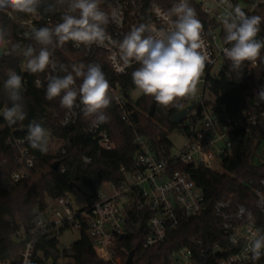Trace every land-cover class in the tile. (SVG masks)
I'll list each match as a JSON object with an SVG mask.
<instances>
[{"label": "built area", "instance_id": "built-area-1", "mask_svg": "<svg viewBox=\"0 0 264 264\" xmlns=\"http://www.w3.org/2000/svg\"><path fill=\"white\" fill-rule=\"evenodd\" d=\"M239 1L241 0H229V3L234 8ZM244 1L247 5L241 9L247 14L260 12L264 16V0ZM195 2L199 4L201 11L209 16L207 21L220 22L222 27V19L232 11V8H229L227 4H222L220 0H195ZM52 4H55V0H41L36 14L5 10L7 16L19 27L17 43L19 42L21 46L35 44L27 38L29 33L42 26L54 27L61 22V16L69 11L67 3L59 5L55 13H45L44 9ZM216 8L222 9L225 16L222 13L211 16V11ZM143 11V0H109V5L103 10L108 17V23L103 27L111 38V42L106 41L105 45L80 44L77 46L75 42L68 41V44L72 50L81 52L85 58H92L98 50H103L112 72L117 76L122 75L128 68L123 73H118L109 59L111 51L116 50L112 42L121 41L132 27L143 23ZM166 12L165 8L151 3L146 10L151 20L146 25L157 30L170 27V24L163 18ZM196 13L204 26L203 38L211 59L210 63L206 62L203 75L200 77L205 88L206 76L228 75L226 67L230 65V61L224 57L222 51L223 47L228 46L223 43V28L220 33H217L218 25L212 27L208 23L205 24L197 10ZM5 35L8 43L2 46L0 56L9 55L6 53H10L12 45L16 44L10 38L7 28ZM20 58L18 67L8 71V75L15 71L23 78L22 92L29 87L39 88L50 77L55 76L60 67L54 51L48 68L36 74L27 72L25 70L26 61L22 55ZM256 64V61H253L251 66H256ZM109 93L120 119L126 126L134 129L136 122L132 118L127 107V100L119 85L110 86ZM197 98L199 101L195 110L192 111L194 106L178 123L183 142L176 152H172V144L167 150L163 146L156 147L146 136L135 132L133 142L136 150L133 154L132 169L124 171L121 168L124 174L123 182L119 184L108 182L111 189L108 195L97 190L95 194L90 195L87 205L79 210L72 208L68 195L60 196L53 200L57 208L50 216L46 211L37 213L29 229H24L19 224V229L14 235L17 242H24L19 252V264H35L36 233H46V239L49 237L58 239L61 227L69 225L80 229L82 221L87 224V233L96 255L112 264H124L126 258L123 260L120 255L118 239L124 234L134 233L135 227H138L143 220H145L147 232L143 238L142 247L149 248L163 243L168 238L170 230L177 228L187 219L204 213L207 203L202 189L196 185L188 172L174 170L172 165L183 163L195 167L203 165L213 169V163L220 160L221 164L222 156L229 152L232 144L231 136L236 131L242 130L250 134L259 123L256 114L249 112L220 117L214 112L212 106L204 102L203 93ZM186 101L187 98L184 97V104ZM6 107H8L6 103L0 104L1 128L9 126L2 114ZM82 107L79 98L73 108L63 107V114L59 117L58 123L61 126L75 123L83 112ZM260 115L264 116V112ZM15 128L25 130L18 126ZM262 129L264 131V126ZM85 131L92 135L101 149L113 148L109 135L105 130L100 129L98 124H89ZM25 137L12 136L5 142L13 148H19L18 155L14 159L15 167L6 166L5 160L0 155V167L3 168H0V180L6 187L27 179L30 175V168L35 163L34 155L23 146L27 141ZM262 145L261 151L263 152L264 144ZM60 152L63 153L64 149ZM255 155L257 162H264L263 154H258L256 150ZM84 160L87 162L89 158H84ZM260 185L264 187V177L260 180ZM254 192L255 207L258 211L264 212V193L261 188H255ZM212 209L219 219L224 241L205 244L201 238H193L191 247H178L170 252V264H264V255L254 262L249 251V243L254 238V234L264 235V224H258L256 217L253 214H247L245 205L238 202L216 201ZM128 211L132 213V216H137L134 227L129 223L132 218ZM61 260L62 253L58 255L54 264H61ZM0 264L14 263L8 259H0ZM45 264H52V262L49 260Z\"/></svg>", "mask_w": 264, "mask_h": 264}, {"label": "trees", "instance_id": "trees-1", "mask_svg": "<svg viewBox=\"0 0 264 264\" xmlns=\"http://www.w3.org/2000/svg\"><path fill=\"white\" fill-rule=\"evenodd\" d=\"M177 0H143L144 11L142 21L148 23L151 18L146 13L151 3L160 5L168 10ZM199 13L205 24L216 27L221 23L213 20L207 21L209 16L201 11L195 0H189ZM109 5V0H100V9L103 11ZM4 9L0 10V28L9 30V36L16 44L18 41L19 27L11 20ZM13 11V10H11ZM248 15H259L254 12ZM258 39H264V21L260 25ZM224 37V30L222 31ZM15 45V44H13ZM55 55L61 65L69 67L72 64H83L85 69L91 63H98L108 79L110 86L118 84L127 100L128 92L135 88L131 73L139 67L134 63L128 67L122 75H115L106 59L105 52L98 50L92 58H85L81 52L70 48L68 42L62 47H57ZM18 53L0 56V104L6 103L11 106L4 89V82L8 78V71L16 69L20 61ZM253 62H245L242 71H232L229 65L226 67L228 75L216 77H205V88L215 97L212 109L223 117L225 115H236L241 112L256 114L258 126L250 134L236 131L232 136V144L229 152L222 156V171L217 172L203 165L193 166L190 164L178 163L172 165L174 170H182L189 173L193 181L198 185L205 196L207 209L204 213L191 217L180 226L170 230L168 238L161 244L149 248L142 247L143 238L147 232L145 220L135 227V231L129 235H123L118 239V247L122 259L125 260L129 251L134 250L132 264H170V252L178 247H191V239L201 238L205 244L223 242L222 228L219 219L212 209L216 201L229 200L232 203L244 204L247 214H253L258 224H264V212L255 207V188H261L260 180L264 177V162L254 161L257 148L264 144V100L260 99L257 92L264 89V50L260 57ZM65 72L58 69L55 76H64ZM48 82V81H47ZM47 82L39 88L29 87L22 92L24 110L27 113L23 121L15 125L0 127V155L5 160L6 166L15 167L14 159L18 155L19 148H13L5 142L12 136H27V126L33 120L41 123L47 130L48 138H57L61 141L64 152L60 150L53 152L49 150L41 153L31 148L26 141L23 146L28 148L30 154L34 155L35 163L30 168V175L27 179L19 181L6 187L0 180V259H8L14 264H19V252L24 242H17L14 235L19 229V224L24 229H29L39 212L47 209L46 198L52 201L60 196L69 195L76 186V183L83 184L90 195L96 193L99 187L106 182L119 184L124 180V171L132 169L133 154L136 146L133 142L135 132L146 136L154 146H163L166 150L171 142L166 137V131L172 130L178 124L172 123L171 116L184 106L181 103L174 105H159L153 97L141 95L132 106L127 101L132 118L136 122L135 128L126 126L118 115L115 104L112 103L105 110L108 120L98 124L100 129L105 130L110 137L113 148L110 150L101 149L91 134L85 131L89 124H94L95 116H85L82 112L75 123L61 126L58 123L59 117L63 114V107L60 105V98L51 101L45 99ZM81 82L77 78V85ZM110 94V93H109ZM111 96V94H110ZM112 97V96H111ZM151 112V113H150ZM56 115V116H55ZM58 118V119H57ZM16 126L24 128L21 131ZM11 131L13 133L11 134ZM50 139H48V144ZM264 155V151L261 153ZM84 158H89L85 161ZM58 160L56 169L52 164ZM2 168V167H0ZM3 169V168H2ZM63 169V170H61ZM130 212V211H128ZM129 223L134 227L137 216H132ZM10 220V221H9ZM70 227L65 225L60 228V233ZM46 233H36V254L35 264H45L51 260L52 264L57 261L58 255L62 253V260L66 264H112L100 259L93 247L87 233V224L81 222L80 237L67 249H58V239L46 237ZM125 264V263H124Z\"/></svg>", "mask_w": 264, "mask_h": 264}, {"label": "clouds", "instance_id": "clouds-1", "mask_svg": "<svg viewBox=\"0 0 264 264\" xmlns=\"http://www.w3.org/2000/svg\"><path fill=\"white\" fill-rule=\"evenodd\" d=\"M232 11L222 19L224 57L230 61V69L240 72L245 62L257 60L264 50V39H258L264 17L248 15L238 5L233 8L229 0H220ZM67 3L69 11L61 16V22L54 27L42 26L28 34L35 44L12 45L10 53L22 55L26 61L25 70L30 74L44 72L51 63L53 50L66 42L105 45L111 42L104 25L108 17L100 9V0H55V4L44 9L55 13L59 5ZM41 0H0V10L11 9L24 14H36ZM75 13V14H74ZM160 15L159 12H157ZM170 27L157 30L144 23L134 26L119 42H112L116 50L109 59L118 73H123L134 62L139 65L132 73V81L143 95L151 96L162 106L174 105L180 98L194 95L210 54L203 38L204 26L197 18L196 10L189 0H178L163 14ZM174 18V19H173ZM5 30L0 28V50L7 44ZM6 53V54H10ZM60 66L64 76H52L46 86L45 99L60 98L61 107L71 109L77 99L84 115L95 116L94 124L108 120L105 110L110 107V83L98 63ZM77 78L81 82L77 85ZM22 77L10 72L4 82V89L11 106L3 110L8 125L23 121L27 113L23 104ZM39 86V82L37 81ZM264 100V89L257 92ZM31 148L41 153L48 151V133L41 123L33 120L27 126L25 137ZM23 143V141H21ZM235 243V241H233ZM251 259L255 262L264 255V235L256 233L249 243Z\"/></svg>", "mask_w": 264, "mask_h": 264}, {"label": "rangeland", "instance_id": "rangeland-1", "mask_svg": "<svg viewBox=\"0 0 264 264\" xmlns=\"http://www.w3.org/2000/svg\"><path fill=\"white\" fill-rule=\"evenodd\" d=\"M247 5V2L244 0L239 1L238 6L241 8H245ZM216 13H222L223 16H225V13L222 11V9H218L216 8L215 10L211 11V16H215ZM222 25H218L216 32L220 33V30H222ZM201 93H203V100L205 103H207V105L212 106V104L214 103L215 97L212 93H210L208 91L207 88L203 87V82L200 79L199 83L197 85V91L194 95H189L186 96L185 98H187V101L185 102L184 106H188V105H193L195 106L194 109L192 111L195 110V108L197 107L198 101L199 99L197 98V96H199ZM142 95V93L135 88L131 89L128 92V97H127V101L130 105L135 106V101ZM183 100V98H180L176 103H181V101ZM175 103V104H176ZM183 106V107H184ZM56 116V115H55ZM58 119V118H57ZM59 120V119H58ZM166 137L167 139L171 142L172 144V152H176L180 146L182 145L183 142V138L181 136L180 133V127L179 125L174 127L172 130L166 131ZM50 139V142L48 144L49 150H52L53 152H56L58 150L61 149V141L58 140L57 138H48ZM262 146L260 145L257 148V153L261 154L262 153ZM264 156V155H263ZM254 161H257V156L254 155ZM213 170L217 171V172H221L222 171V167L220 164V160H217L213 163ZM99 191L104 192L105 194H109L111 192L110 189V185L108 182L103 183L99 189ZM70 202H71V206L74 210H79L81 208H83L84 206L87 205L88 201H89V197H90V193L88 191V189L86 188L85 185L83 184H77L73 190L69 193L68 195ZM46 202H47V209H46V213L48 216H50L53 212V210L55 208H57V206L55 205L54 201H52L49 198H46ZM53 215H52V219H53ZM80 237V229L75 227V226H70L68 228H65L59 235L58 237V249L60 251L69 248L71 246L72 243H74L76 240H78ZM67 260H61V264H66Z\"/></svg>", "mask_w": 264, "mask_h": 264}, {"label": "water", "instance_id": "water-1", "mask_svg": "<svg viewBox=\"0 0 264 264\" xmlns=\"http://www.w3.org/2000/svg\"><path fill=\"white\" fill-rule=\"evenodd\" d=\"M209 6H210V4H209ZM0 54H1V50H0ZM193 107H194L193 105H188V106L182 107L180 110H178L177 112H175L171 116V118H170L171 122L175 123V124H178L179 122H181L185 118L186 114L190 110L193 109ZM58 165H59V161L58 160L54 161L53 164H52L54 169H56L58 167ZM133 255H134V250H131V251L128 252L126 260H125V264H132Z\"/></svg>", "mask_w": 264, "mask_h": 264}]
</instances>
